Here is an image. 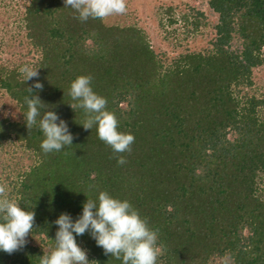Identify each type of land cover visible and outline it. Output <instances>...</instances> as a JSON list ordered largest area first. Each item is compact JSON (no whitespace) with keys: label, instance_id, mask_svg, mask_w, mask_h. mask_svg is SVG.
I'll use <instances>...</instances> for the list:
<instances>
[{"label":"trees","instance_id":"obj_1","mask_svg":"<svg viewBox=\"0 0 264 264\" xmlns=\"http://www.w3.org/2000/svg\"><path fill=\"white\" fill-rule=\"evenodd\" d=\"M206 4L186 12L161 6L169 27L182 23L185 39L206 34V48L186 47L168 61L134 25L82 22L65 0L28 1L22 22L40 53L39 75L26 81L20 69H0V89L18 111L0 117V152L22 148L27 163L6 177L8 195L35 212V223L24 247L0 251V264H39L55 247L54 221L62 213L75 221L101 191L129 201L158 230L157 264H264V92H248L264 63V0ZM81 75L93 77L118 130L135 137L131 152L119 154L123 165L97 125L82 127L84 110L70 107L77 103L70 85ZM37 82L43 90L29 93ZM35 94L41 115L52 110L67 123L72 146L43 152L40 117L30 130L24 118L25 97ZM76 241L94 264H123L90 232Z\"/></svg>","mask_w":264,"mask_h":264},{"label":"clouds","instance_id":"obj_2","mask_svg":"<svg viewBox=\"0 0 264 264\" xmlns=\"http://www.w3.org/2000/svg\"><path fill=\"white\" fill-rule=\"evenodd\" d=\"M66 6L76 10L82 22L89 18L104 19L122 15L127 11L126 0H65ZM20 72L26 81L39 75V69L30 65L21 67ZM92 80L91 75H81L71 83L69 94L77 103L70 107L84 110L82 127L91 130L93 125H97L98 138L118 154L117 163L123 165L127 161L119 154L131 152L135 137L118 130L116 114L107 110V99L93 91ZM33 88L43 90V85L35 83L28 88L29 93H33ZM25 103L28 111L24 118L29 130L40 117L39 127L45 136L40 145L43 152H59L65 146H72L74 136L67 123L52 110L41 115L40 109L45 104L38 95L26 96ZM34 223L35 212L25 210L15 199H11L8 185L0 183V251L12 254L24 247ZM54 223L58 226L55 247L40 257L39 264H94L95 261L88 260L86 250L76 241L77 236L86 232H90L105 255L111 254L116 259H122L123 264H157L164 248L163 244L158 243V230L149 225L148 219L142 217L129 201L114 198L107 191L99 192L97 201L87 199L82 215L75 221L69 214L62 213Z\"/></svg>","mask_w":264,"mask_h":264},{"label":"rangeland","instance_id":"obj_3","mask_svg":"<svg viewBox=\"0 0 264 264\" xmlns=\"http://www.w3.org/2000/svg\"><path fill=\"white\" fill-rule=\"evenodd\" d=\"M29 0H0V69L17 68L24 65H33L40 57V53L33 48L26 39V29L22 18ZM207 0H126L127 11L122 15H112L104 18L106 25H134L141 29L148 37L151 46L156 52L166 53L164 59L169 61V55L178 53L186 47L189 49L206 48L204 42L206 34L185 39L182 23L169 27L167 18L162 15L161 6L178 5V11L186 12L191 5L196 9L205 11ZM180 13V12H179ZM164 25L163 28L160 26ZM264 57V47L261 50ZM256 96L264 92V63L253 71V86L248 91ZM15 102L6 92L0 89V117L10 116L12 119L18 115ZM22 157V160H19ZM3 165H2V164ZM18 163V164H16ZM26 164L27 160L18 145H11L0 152V183L8 185V174L15 175L18 165ZM1 165L4 174L1 175ZM18 166V167H15ZM14 172V173H13ZM13 177V176H11ZM264 187V179L261 184ZM264 189V188H263ZM9 192V187H8Z\"/></svg>","mask_w":264,"mask_h":264}]
</instances>
